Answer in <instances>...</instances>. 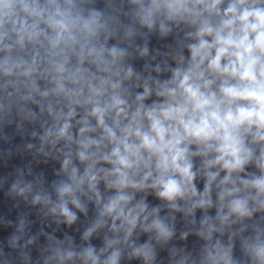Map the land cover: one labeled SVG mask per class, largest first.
I'll return each mask as SVG.
<instances>
[{"label":"clouds","instance_id":"1","mask_svg":"<svg viewBox=\"0 0 264 264\" xmlns=\"http://www.w3.org/2000/svg\"><path fill=\"white\" fill-rule=\"evenodd\" d=\"M0 264H264V0H0Z\"/></svg>","mask_w":264,"mask_h":264}]
</instances>
